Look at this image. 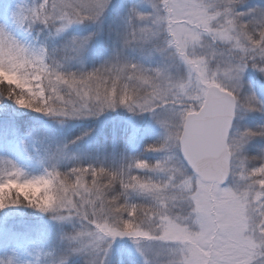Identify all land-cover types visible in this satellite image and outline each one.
<instances>
[{"label": "snow or ice", "instance_id": "6c2138e0", "mask_svg": "<svg viewBox=\"0 0 264 264\" xmlns=\"http://www.w3.org/2000/svg\"><path fill=\"white\" fill-rule=\"evenodd\" d=\"M109 3L39 0L29 8L14 4L7 15L21 27L40 23L61 32L98 20ZM152 8L150 15L130 11L123 43L162 38L165 47L157 51L168 53L178 75L119 58L90 72H64L46 62L44 51L29 53L0 28V69L29 86L17 95L18 85L0 78L16 104L53 116L98 115L120 106L151 112L165 135L148 150L169 153L153 164L135 159L125 171L89 166L32 178L13 162H0V184L45 190L39 201L26 202L5 191L0 210L27 204L56 219L79 218L81 228L69 239L80 247L72 251H93L91 264H104L124 237L158 242L165 249L162 264H264V162L249 167L238 156L264 129L230 132L237 109L264 108L255 94L240 95L249 66L264 72L257 64L264 61V11L260 19H245L233 0H152ZM74 45L80 52L84 42ZM145 169L159 178L136 172ZM130 193L144 202L131 203ZM178 204L186 209L182 214L172 211Z\"/></svg>", "mask_w": 264, "mask_h": 264}, {"label": "rangeland", "instance_id": "374dc122", "mask_svg": "<svg viewBox=\"0 0 264 264\" xmlns=\"http://www.w3.org/2000/svg\"><path fill=\"white\" fill-rule=\"evenodd\" d=\"M38 2L39 0H0V28L24 46L29 53L40 55L44 51L46 62L50 66H58L59 70L64 72L67 70L72 72L79 67L90 72L107 61L119 58L148 69L158 68L172 75L179 74V68L170 60L168 53L157 51V47H165L162 38L156 42H134L127 46L123 43V38L129 30L130 11L135 9L139 13L150 15L153 12L152 0H110L106 11L98 20L73 24L61 32L40 23L32 25L31 29L21 27L7 15L14 4H22L29 8ZM236 10L248 14L245 19L253 17L260 19L261 12L264 11V0H242L236 5ZM74 42H84L80 52L74 51ZM91 62H96L93 70L90 68ZM257 64L264 66V61L257 58ZM0 78L18 85L17 90L23 88L25 93L29 87L18 81L14 73H7L3 69H0ZM240 85L241 97L255 94L258 100L264 101V72H261L259 67L249 66L241 75ZM20 109L23 115H28L27 118L34 122V127L32 131L29 129L17 131L10 125L0 128V162H13L23 170L27 178L45 175L51 171L48 163L56 166L60 161L70 162L82 154L84 158L89 147L97 144L111 148L113 157L118 155L117 172L127 170L128 165L135 159H145L144 161L153 164L166 159L169 154L164 150H148L150 145L161 143L165 135L164 128L151 112H130L126 107L120 106L105 109L98 115L72 117L53 116L21 106ZM81 125L88 129L82 136L77 135L75 130ZM94 125L96 131L92 136L90 129ZM261 129H264V108L237 109L232 136H238L248 130L259 132ZM98 137H101V142ZM79 142L82 144V147L78 148L80 153H75L71 157L70 154L75 146L80 144ZM252 154H259L261 159ZM238 156L246 157L249 167L259 166L264 162V135L250 138ZM254 158L259 162L252 165ZM235 163L239 164V158ZM2 167L3 164L0 163V168ZM113 169L114 163L111 162V170ZM136 172L141 176L159 178V174L147 169ZM5 191L14 193L26 202L32 199L39 201L45 190L40 186L21 188L10 182L7 186L0 184V197ZM131 198L145 200L137 193H130V197L128 196L130 202ZM172 211L182 214L186 209L178 204ZM12 214L7 210H1L0 264H60L61 260H65V264H77L81 256H84V262L91 264L96 258V254L90 249L72 251L80 245L69 239L73 233H65L64 225H69L73 217L60 220L52 213L53 216L48 221L30 231L28 227L23 230L21 221ZM49 222L53 226H58L62 243L60 251L55 249L52 241L47 240L45 226L49 225ZM115 258L116 264H162L166 255L165 249L158 242L141 240L138 244L133 239L124 237L115 240L108 256L104 258V264H112Z\"/></svg>", "mask_w": 264, "mask_h": 264}, {"label": "trees", "instance_id": "16d2710c", "mask_svg": "<svg viewBox=\"0 0 264 264\" xmlns=\"http://www.w3.org/2000/svg\"><path fill=\"white\" fill-rule=\"evenodd\" d=\"M95 63L91 62L90 64V68L92 70H93V67L95 66ZM67 72L69 71L67 70ZM72 72L80 73V72H86V71L79 67L73 70ZM3 87H4L3 85H0V90H2ZM27 116H25V114L23 115L20 109V106L16 104L14 98L8 97V94L6 91L0 94V128L3 129L5 126L10 125L14 127L17 131H21L25 129H29V131H32L34 127V122L30 118H27ZM95 128L96 126L94 125L90 129L92 136L96 131ZM75 130L77 131L76 134L80 136L85 135L86 132H88L87 131L88 129L85 128L84 125L77 126ZM98 139L101 142V137H98ZM148 146L149 144H147L146 147ZM81 147H82L81 143L78 146H75V149L72 152V154H70V156L73 157V154L75 153L79 154L80 149L78 148H81ZM252 155H254L256 158L261 159L259 154H252ZM82 156L78 155L75 158V160H70V162L68 161V158H66L65 160L68 161L69 163L65 161H60V163L57 164L56 166L49 165V163L47 165L51 171L56 170L61 173H68L73 168L89 167V166L96 167V168L103 167L105 169L111 170V162H113L114 169L111 171H117L118 155L116 154L115 157H113L114 154L111 148H105V147H102V145L97 144L93 147H89V150L87 151V154L85 155L84 158ZM142 160H145V159H142ZM257 162H259V160L255 159L252 165L257 164ZM9 195H10V198L18 197L14 193H9ZM129 197H130V194H129ZM21 200L24 201L23 199ZM143 202H144L143 200H140L138 198L136 200L131 198V203H143ZM3 210H7L8 212H11V214L13 213L12 215L16 216L15 218L21 221L20 225L23 226V230H26L27 229L26 227H28L30 231L36 228L35 226L38 227L40 226L39 224L45 223L46 221H48V219H50L51 216H53L52 214L53 212H41L35 208L29 207L27 204L10 205L9 207ZM0 216H1V210H0ZM45 228H46L47 240L52 241L53 244H55V249L57 251H60L62 249L60 244L62 243L59 238L60 233L58 231V226H53L49 222V225L46 224ZM80 228H81V222L79 218L77 217H73V221L69 225H64L65 233L74 234L77 231H79ZM77 264H87L86 262H84V256L80 257L79 262ZM112 264H116V258L113 260Z\"/></svg>", "mask_w": 264, "mask_h": 264}, {"label": "clouds", "instance_id": "9594fccd", "mask_svg": "<svg viewBox=\"0 0 264 264\" xmlns=\"http://www.w3.org/2000/svg\"><path fill=\"white\" fill-rule=\"evenodd\" d=\"M233 2L235 3V5H237V4L241 3L242 0H233ZM3 86H4V87L2 88V90H0V94H2V93L5 92V91L8 92V87H7V85H3ZM16 94L19 95V94H20V91L17 90ZM25 95H26V93H25Z\"/></svg>", "mask_w": 264, "mask_h": 264}, {"label": "water", "instance_id": "95a60500", "mask_svg": "<svg viewBox=\"0 0 264 264\" xmlns=\"http://www.w3.org/2000/svg\"><path fill=\"white\" fill-rule=\"evenodd\" d=\"M234 120H235V116H234ZM234 120H233V123H234ZM233 123H232V126H233ZM232 126H231V129H232ZM231 129H230V131H231Z\"/></svg>", "mask_w": 264, "mask_h": 264}]
</instances>
